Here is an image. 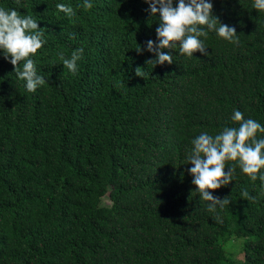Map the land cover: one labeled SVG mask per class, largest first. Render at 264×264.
<instances>
[{
  "label": "trees",
  "instance_id": "trees-1",
  "mask_svg": "<svg viewBox=\"0 0 264 264\" xmlns=\"http://www.w3.org/2000/svg\"><path fill=\"white\" fill-rule=\"evenodd\" d=\"M90 2L0 0L47 41L31 57L47 81L34 93L0 50V264H264V183L237 167L212 191L230 205L210 212L187 160L201 132L239 126L234 110L264 126V11L211 0L239 44L212 31L201 37L209 55L177 46L164 49L171 65L153 66L159 14L145 0ZM81 47L73 75L59 54Z\"/></svg>",
  "mask_w": 264,
  "mask_h": 264
},
{
  "label": "clouds",
  "instance_id": "clouds-1",
  "mask_svg": "<svg viewBox=\"0 0 264 264\" xmlns=\"http://www.w3.org/2000/svg\"><path fill=\"white\" fill-rule=\"evenodd\" d=\"M20 0H17L19 3ZM149 5L151 16L159 14V26L156 28L158 43L148 40L147 51L155 54V59L146 61L147 64L171 65L173 56L171 52L165 53L164 49L173 50L179 47V53L189 58L196 52L209 55L204 40L209 32L216 34L224 40L239 44V35L235 27H230L219 22L213 15L211 0H178L173 6V0H145ZM85 10L93 8L90 0H84L81 5ZM58 12L66 14L69 18L76 15L72 6L59 3L56 5ZM253 8L264 11V0H254ZM44 31L32 15H25L16 9L0 7V50L4 58L14 67L18 79L25 81L28 92H36L47 81L37 73L35 56L46 43ZM141 52V48L136 49ZM84 49L77 48L72 51L70 58L63 53L59 54L62 65L73 75L77 74L78 64L83 57ZM136 75L143 77L141 68H136ZM231 119L238 122V127H224L215 136L208 132H201L192 140V150L187 156L188 163L192 165L188 172L193 177L192 184L196 186L203 201H207L208 210L223 211L229 206V196L221 199L212 195V191L229 185L235 179L236 168L247 174L250 180L259 179L264 183V139L258 138L257 133H264V126L254 119H245L242 112L234 110ZM235 162L226 168V162ZM187 163V164H188ZM227 169V171H226ZM211 190V191H210ZM243 198L254 200L244 189ZM215 219L222 223V218L217 215Z\"/></svg>",
  "mask_w": 264,
  "mask_h": 264
},
{
  "label": "rangeland",
  "instance_id": "rangeland-1",
  "mask_svg": "<svg viewBox=\"0 0 264 264\" xmlns=\"http://www.w3.org/2000/svg\"><path fill=\"white\" fill-rule=\"evenodd\" d=\"M108 196V193L105 195V197H104V202H108V200H107V197ZM233 240H238L239 238H232ZM230 240L231 239H229V241L227 242V244L226 245H224V243H223V248H224V250H225V252L228 254V255H230L231 256V254H236L237 253V251H235V250H229V248H228V246H229V244H230Z\"/></svg>",
  "mask_w": 264,
  "mask_h": 264
}]
</instances>
